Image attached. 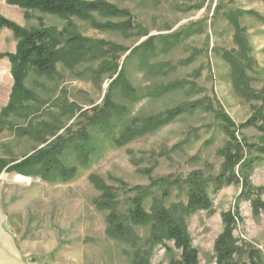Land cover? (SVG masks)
I'll return each instance as SVG.
<instances>
[{"label":"rangeland","instance_id":"rangeland-1","mask_svg":"<svg viewBox=\"0 0 264 264\" xmlns=\"http://www.w3.org/2000/svg\"><path fill=\"white\" fill-rule=\"evenodd\" d=\"M108 1L133 13L136 28L132 32L100 31L88 21L26 10L0 0V14L25 28L43 26L71 29L72 22L77 32L84 36L130 48L152 35H182L178 44L163 48L155 59L154 62L166 63V71L161 75L148 74L135 57L127 65L128 78L140 91L145 92L149 87L172 81H187L182 87L156 97L145 95L132 103L129 115L119 124L113 136L90 128L94 152L88 163L80 164L77 154L70 150L61 157L65 166L77 168L75 176L69 180L57 176L54 180L46 181L39 176H31L42 182L53 198L66 196L84 203V264H132L135 257V249L131 245L107 234L110 211L100 207L102 191L94 186L91 175L99 176L111 186L118 213L125 218L131 207V199L145 190L150 191L144 202L145 210L149 213L159 201L166 207L185 203L187 187L182 181L196 170L206 175H217L223 161L219 151L229 140L221 121L214 112L207 110V104L217 106L220 103L237 124L252 116L256 103L237 90L230 66L220 55L223 50L236 47L234 28L224 14L227 9L254 10L259 15L247 14L242 22L247 28L255 58L254 69L250 72L251 84L255 89L264 90V0ZM219 4L221 8L217 12ZM141 31H147L149 35L141 38ZM17 42L12 31L1 30L0 54L14 53ZM100 65L101 61H90L71 69L59 63L53 74L44 75L31 69L25 85L34 92V98L26 102L27 109L23 113L12 112L8 117H2L0 157L9 161L20 160L44 146L39 141L42 136H49L53 131L63 136L76 133L80 128L78 121L81 120L76 114L78 108L88 109L102 104L112 81L110 72L99 71ZM13 84L11 62L8 57H0V113L10 101ZM192 84L197 86L193 87ZM116 100L124 104L128 102L120 93L116 94ZM196 101L204 104L192 108ZM177 108L184 109L183 113L156 129L124 145L115 142L114 137L119 136L124 126L134 124V119L167 116L169 111ZM25 131L29 134H24ZM244 134L251 142H257L261 135L253 127L244 130ZM19 175L2 172L0 181H15ZM20 181L28 182L23 178ZM155 181L156 184H153ZM252 181L254 185L264 187V159L256 166ZM240 192L239 185H227L211 194L214 212L199 211L188 217V231L199 251L200 264H217L215 242L224 229L222 214L234 209ZM240 209L244 224L234 230V235L247 251L259 250L264 262V210L255 215L250 201H241ZM134 228L142 239L140 245L148 247L151 224ZM153 252L152 264H169L173 256H179L178 251L169 254L160 245ZM247 255L237 259L247 261Z\"/></svg>","mask_w":264,"mask_h":264},{"label":"trees","instance_id":"trees-1","mask_svg":"<svg viewBox=\"0 0 264 264\" xmlns=\"http://www.w3.org/2000/svg\"><path fill=\"white\" fill-rule=\"evenodd\" d=\"M5 1L26 10H38L65 18L88 21L93 28L100 31L115 30L130 33L136 28L133 13L108 0ZM220 8L219 4L217 12ZM224 12L226 19L234 28L236 47L232 50H223L220 55L230 66L237 90L242 91L241 93L256 104L253 105L252 116L240 124L225 112L220 103H217V106L213 103L207 104V110L214 112L215 117L222 123L223 131L229 137L226 146L219 151L223 158L220 172L217 175H206L201 170L193 171L182 181L187 187L185 203L179 202L166 207L159 201L153 205L150 213L144 207L150 191L139 192L131 199V207L126 218L118 213L111 186L97 175L90 176L94 186L102 191L100 207L110 211L107 217V234L135 249L132 264H152L153 250L159 245L169 254L174 253L175 250L179 252V256H173L169 264H200L199 251L189 234L187 219L199 211L214 212L211 194L232 184L239 185L241 192L234 209L222 214L224 229L215 242L217 264H264L259 250L247 251L238 243L239 240L234 235V230L244 224L240 209L241 201H250L255 215L264 210V187L256 186L252 181L256 166L264 159V90L255 89L251 84L250 72L254 69L255 58L247 28L242 22L247 14L256 17L259 15L254 10L240 8L227 9ZM98 17L105 21H101ZM113 19L118 21H112ZM70 25L71 29L65 27L62 30L43 26L25 28L0 14V31L8 29L18 39L14 53L0 54L1 58H9L14 78L10 101L2 109L0 121H4L2 117H8L12 112L23 113L27 109L26 102L34 98V92L25 85V79L31 69L42 75L53 74L59 63L73 69L82 63L101 61L99 71L110 72L112 77L102 104L88 109L78 108L76 114H79L81 120L78 121L80 128L76 133L65 136L58 134V131L51 132L49 136H42L41 133L42 137L39 141L40 145L44 144V146L35 149L33 153L13 161L0 157V174L7 172L30 177L39 176L46 181L61 176L64 180H69L75 176L77 168L65 166L61 157L70 150L77 154L80 164L88 163L89 157L94 152L90 128L113 136L119 124L129 115L132 103L141 100L145 95L156 97L174 91L187 82L172 81L158 87H149L143 92L132 84L127 75V65L133 57L139 60L140 66L148 74L157 76L164 73L166 63L154 61L163 48L174 46L182 40L180 33L152 35L136 47L130 48L84 36L77 32L72 22ZM148 35L147 31H141L139 37ZM192 86L197 85L192 84ZM117 93L124 96L128 102L125 104L118 102ZM202 104L204 103L196 101L192 104V108L202 107ZM183 110L174 109L169 111L167 116L136 118L134 124L124 126L114 140L118 145H124L182 114ZM251 127L261 133L257 142H251L244 134V130ZM69 128L70 126L66 130ZM24 134L29 133L25 131ZM153 184H156V181ZM147 224H151V233L147 239L148 247L143 248L140 245L142 239L137 235L134 227ZM244 254H248L247 261L237 259Z\"/></svg>","mask_w":264,"mask_h":264},{"label":"crops","instance_id":"crops-1","mask_svg":"<svg viewBox=\"0 0 264 264\" xmlns=\"http://www.w3.org/2000/svg\"><path fill=\"white\" fill-rule=\"evenodd\" d=\"M84 252L81 200L53 198L32 177L0 181V264H84Z\"/></svg>","mask_w":264,"mask_h":264}]
</instances>
